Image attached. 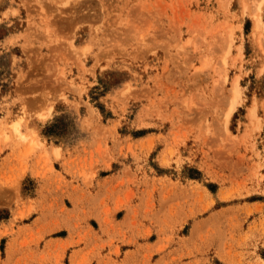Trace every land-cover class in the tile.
<instances>
[{"label":"rangeland","instance_id":"1","mask_svg":"<svg viewBox=\"0 0 264 264\" xmlns=\"http://www.w3.org/2000/svg\"><path fill=\"white\" fill-rule=\"evenodd\" d=\"M0 264H264V0H0Z\"/></svg>","mask_w":264,"mask_h":264},{"label":"bare ground","instance_id":"2","mask_svg":"<svg viewBox=\"0 0 264 264\" xmlns=\"http://www.w3.org/2000/svg\"><path fill=\"white\" fill-rule=\"evenodd\" d=\"M259 25H261V19H260V17H257L256 19H255V26H256V28L257 27H260ZM262 27V26H261ZM257 30H259V29H257ZM262 34V33H261ZM236 82H238V81H236ZM235 82V83H236ZM235 85V93H240V91H239V85H238V83H236V84H234ZM232 93V92H231ZM234 95V94H233ZM232 95V96H233ZM241 97V96H240ZM231 99H232V97H231ZM233 101H234V99H233ZM232 101V102H233ZM234 103H235V101H234ZM233 104V103H232ZM231 105V104H230ZM231 107V106H230ZM235 105H233L232 107H231V109L230 110H233V109H235ZM255 111H256V106H253L252 108H251V114H254L255 115ZM19 115V114H18ZM20 127H21V121H18V120H14V122L12 123V128H13V130L16 132V134H17V136H18V138L19 139H21V140H25L26 138H27V135L26 134H24L22 131H21V129H20Z\"/></svg>","mask_w":264,"mask_h":264}]
</instances>
